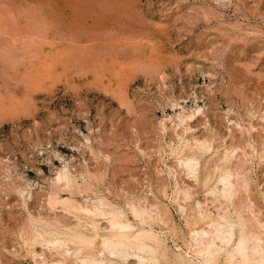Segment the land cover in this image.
<instances>
[{"label": "rangeland", "instance_id": "1", "mask_svg": "<svg viewBox=\"0 0 264 264\" xmlns=\"http://www.w3.org/2000/svg\"><path fill=\"white\" fill-rule=\"evenodd\" d=\"M263 190L264 0H0V264L141 262L67 245L66 232L106 237L113 213L158 236L157 264H187L213 220L235 228L224 249L263 240Z\"/></svg>", "mask_w": 264, "mask_h": 264}, {"label": "bare ground", "instance_id": "2", "mask_svg": "<svg viewBox=\"0 0 264 264\" xmlns=\"http://www.w3.org/2000/svg\"><path fill=\"white\" fill-rule=\"evenodd\" d=\"M179 123H181L180 121H179ZM185 123H187V122H185ZM179 125V124H178ZM182 125V124H181ZM204 139V138H203ZM194 140H195V138H194ZM209 143V142H208ZM186 145V144H185ZM203 145L202 144H200V145H197L196 146V148L195 149H191L190 150V152L184 157V158H182L181 159V162H187L188 164H191L192 162H194L195 164H197L198 163V160H199V157H200V154H201V152H203L202 151V147ZM238 149V148H237ZM226 150V149H225ZM234 153V152H233ZM237 157V156H236ZM228 158V157H227ZM180 162V163H181ZM214 163V162H213ZM227 163V162H226ZM204 164V163H203ZM235 165V164H234ZM182 166H183V164H182ZM184 166H185V164H184ZM183 166V167H184ZM196 166V165H195ZM186 167V166H185ZM204 167V166H203ZM232 167V166H231ZM64 170V169H63ZM65 170H66V168H65ZM187 170V169H186ZM189 170V169H188ZM192 172L193 173H195L196 172V168H194L193 166H192ZM199 170V169H198ZM207 170V169H206ZM62 172V171H61ZM59 173H60V171H59ZM186 173V172H185ZM232 173L233 172H231V170H230V168L229 167H224V168H221V170H220V174H219V177H218V180H217V183H220V184H222L223 185V190H224V194L226 195V194H229V196H230V190L229 191H227V189L226 188H228V185H230L231 184V181H233V180H231L230 181V179H231V177H232ZM61 175H59V178H60V180H61V182L64 184V185H66V184H68L69 182H70V180H69V176H67L66 175V173H64V174H62V173H60ZM58 176V175H57ZM240 176V175H239ZM241 177V176H240ZM236 178V177H235ZM239 178V177H238ZM84 179V178H83ZM57 180V179H56ZM60 180L58 179L57 181L59 182V183H61L60 182ZM72 181V180H71ZM244 181V180H243ZM56 182V181H55ZM235 182V181H234ZM236 183V182H235ZM70 184H72L71 182H70ZM234 184V183H233ZM246 183L245 182H243V185H245ZM219 185V184H218ZM80 186V185H79ZM233 186V185H232ZM235 186H237V185H235ZM246 186V185H245ZM260 186V185H259ZM209 187V186H208ZM248 187V186H247ZM66 187L64 186H62V189H65ZM70 188V187H69ZM234 188V187H233ZM67 189V188H66ZM71 189V188H70ZM73 189V188H72ZM69 190V189H68ZM216 190H218L217 189V187H214L213 189H211V190H209V192L210 193H214V192H216ZM70 191V190H69ZM188 191V190H187ZM231 191H234L235 192V189L234 190H231ZM264 191V190H263ZM93 194V193H92ZM223 194V193H222ZM86 195V194H85ZM186 195V194H185ZM205 195V194H204ZM231 195H233V194H231ZM50 196H52V195H50ZM55 196H56V194H55ZM234 196V195H233ZM98 197V196H97ZM100 198V197H99ZM104 198H105V196H104ZM53 199V198H52ZM225 199V198H224ZM100 200L102 201V200H104L103 198H100ZM106 200V199H105ZM209 200V199H208ZM211 200H213V199H211ZM211 200H210V202H211ZM216 200V199H215ZM115 201V200H114ZM52 202V201H51ZM81 202V201H80ZM80 202H79V204L78 205H80ZM96 202V201H95ZM109 202V201H108ZM115 202H117V201H115ZM134 202H136V201H134ZM87 203V202H86ZM90 203H91V201H90ZM101 203V202H100ZM113 203V202H112ZM198 203V202H197ZM102 204V203H101ZM126 204H127V200H126ZM125 204V205H126ZM52 205H54V203L52 204ZM110 205V204H109ZM109 205H108V207H109ZM117 205H118V203H117ZM73 206V205H72ZM76 206V205H75ZM97 206H99V205H97ZM106 206V205H105ZM111 206V205H110ZM120 206V205H119ZM129 206V205H128ZM141 206V205H140ZM200 206V205H199ZM227 206V205H226ZM52 207V206H51ZM83 207V206H82ZM91 207H92V204H91ZM112 207V206H111ZM137 207H138V205H137ZM137 207H134L133 205H132V210L134 211V212H137V213H139L140 212V210H139V208H137ZM142 207V206H141ZM205 206H203V208H204ZM69 208V207H68ZM72 208L73 207H71L70 208V210H72ZM96 208V207H95ZM127 208H129V207H127ZM149 208V207H148ZM147 208V209H148ZM179 208V207H178ZM197 208V207H196ZM202 208V207H201ZM200 208V209H201ZM226 208V207H225ZM104 209V208H103ZM106 209V208H105ZM109 209H112V208H109ZM146 209V208H145ZM209 209V208H208ZM83 210H85L84 208H83ZM95 210V209H94ZM100 210H101V208H100ZM108 210V209H107ZM106 210V211H107ZM123 210V209H122ZM125 210H126V208H125ZM128 210V209H127ZM126 210V211H127ZM131 210V209H130ZM178 210V209H177ZM202 210V209H201ZM217 210V209H216ZM67 211H69V210H67ZM96 211H98V209L96 210ZM111 211V210H110ZM109 211V212H110ZM117 211H120V210H117ZM203 211H204V209H203ZM208 211V210H207ZM212 211V210H211ZM215 211V210H214ZM222 211V210H221ZM221 211H219V213L221 212ZM234 211V210H233ZM79 212V211H78ZM78 212H76V213H78ZM100 212V211H99ZM98 212V213H99ZM141 212H142V210H141ZM159 212V211H158ZM187 212H188V210H187ZM224 213H225V210L223 211ZM222 212V213H223ZM228 212H229V210H228ZM252 212V211H251ZM87 213H88V215H90L91 213H90V211L88 210L87 211ZM125 213V212H124ZM143 213V212H142ZM183 213H185V212H183ZM216 213V212H215ZM218 213V212H217ZM239 213V212H238ZM110 214H112V213H110ZM230 214V213H229ZM252 214V213H251ZM79 215V214H78ZM132 215H133V213H132ZM184 215V214H183ZM194 215V214H193ZM213 215V214H212ZM216 215V214H215ZM238 215V214H237ZM90 216H93V215H90ZM121 216V215H120ZM119 216V214L117 215V214H115V213H113L112 215H111V218H110V229H109V227H108V230L110 231V233L108 232V231H106V234H108V235H106V237H103V238H101L102 236H100V234L98 233V231H97V229L95 228V229H93L94 230V232H93V234L92 235H87V234H85V233H82V232H77V231H74V232H72V233H68V232H66V240H67V245L71 248V249H73V250H77V248H80V249H82V250H87V249H92V248H94V247H98L99 249H98V251H99V253L101 254V253H103V254H105V253H107L108 255H117L118 253H117V251H119L120 249H126V250H134L135 252H148V255L145 257L144 256V258L141 256V262L139 263L138 262V256H137V263H135V264H157L159 261H158V258H157V256H156V247L158 246V243H157V245L156 246H154V244L152 245H150L149 243H147V240H150V242L151 241H154V237H152V236H148L147 237V235H145V234H143V233H141V232H138L137 230H135L134 228H133V225H131L130 223H128V222H125L121 217ZM160 216H161V214H160ZM200 216H201V214H200ZM218 216H222V215H218ZM245 216V215H244ZM254 216V215H253ZM138 217H139V215H138ZM140 217H142V216H140ZM193 217V216H192ZM83 218H85V217H83ZM82 218V219H83ZM89 218V217H88ZM91 218H93V217H91ZM90 218V219H91ZM107 218V217H106ZM133 218V217H132ZM136 218H137V216H136ZM144 218V217H143ZM195 218V217H194ZM243 218V217H242ZM241 218V219H242ZM77 219V218H76ZM86 219V218H85ZM134 219V218H133ZM138 219V218H137ZM146 219V218H145ZM190 219V218H189ZM196 219V218H195ZM200 219V218H199ZM212 219V218H211ZM219 219V218H218ZM222 220H213V222H211V223H209V226H210V228L212 229L211 230V235L209 234V232L210 231H207V230H205L204 228H200V229H196V230H194L193 229V234H192V236H190L191 237V239H190V245H189V255L191 256H189L188 257V254L187 253H185V254H187V257H186V261H187V264H216L217 262H218V259L220 258L219 256L223 253V251H225L226 252V255H227V260L229 261L228 263H230V264H252L253 263V261L255 260V262H258L259 264H264V246H263V241H264V239L262 240L261 238H262V236H261V238L260 237H258V238H255V239H253V238H250L247 234H245V233H241V235H240V237H239V239H238V241L235 243V245L234 246H231L229 249L228 248H226V249H224V247L225 246H229V242L231 241V239H232V237H233V235H234V229H233V224H232V222L231 221H228L226 218V220L225 219H223V218H221ZM251 219V218H250ZM40 220V219H39ZM79 220V219H78ZM131 220V219H130ZM143 220V219H142ZM194 220V219H193ZM234 220V219H233ZM246 220V219H245ZM255 220V219H254ZM257 220V219H256ZM255 220V222H257ZM36 221V220H35ZM100 221V220H99ZM140 221V220H139ZM188 221H190V220H188ZM251 221H252V219H251ZM250 221V222H251ZM77 222V221H76ZM80 222V221H79ZM86 222H87V220H86ZM90 222V221H89ZM95 222V221H94ZM101 222V221H100ZM105 222V221H104ZM136 222V221H135ZM246 222V221H245ZM249 222V221H248ZM78 223V222H77ZM261 223H263V222H261ZM260 223V224H261ZM57 224L59 225V223L57 222ZM87 224V223H86ZM89 224H91V223H88V226H89ZM95 224V223H94ZM143 224V223H142ZM189 224V223H188ZM57 225V226H58ZM96 225V224H95ZM98 225V224H97ZM96 225V226H97ZM106 225H108V224H106ZM163 225V224H162ZM208 225V224H207ZM235 225V224H234ZM251 225H253V224H251ZM255 225H257L256 223H255ZM263 225V224H262ZM34 226V225H33ZM95 226V227H96ZM246 226V225H245ZM264 226V225H263ZM68 227V226H67ZM91 227V226H90ZM98 227H99V225H98ZM138 227V226H137ZM137 227H136V229H137ZM158 227H159V225H158ZM165 227H166V225H165ZM42 228V227H41ZM66 228V227H65ZM69 228V227H68ZM92 228V227H91ZM101 228V227H100ZM105 228V227H104ZM142 228H144L145 229V227H142ZM155 228V227H154ZM208 228V227H207ZM252 228H254L255 229V226L254 227H252ZM264 228V227H263ZM143 229V230H144ZM149 229L150 228H148V232H149ZM45 230V229H44ZM105 230V229H104ZM142 230V229H141ZM146 230V229H145ZM144 230V231H145ZM165 230V229H164ZM188 230V229H187ZM189 230H190V228H189ZM245 230V229H244ZM249 230V229H248ZM247 230V231H248ZM262 230V229H261ZM157 231H158V229H157ZM162 231V230H161ZM255 231V230H254ZM101 232V231H100ZM108 232V233H107ZM148 232H146V233H148ZM155 232V231H154ZM178 232V231H177ZM259 232H261L260 230H259ZM35 233H37L38 234V232H35ZM41 233V232H40ZM105 233V232H104ZM163 233V232H162ZM169 233V232H168ZM249 233V232H248ZM255 233V232H254ZM54 235H55V237L53 238V239H51V240H45V243H47L48 244V246L50 245L49 243H51V245H55L56 243H60V239H59V236H60V232H58V230H55L54 231V233H53ZM257 234H258V231H257ZM262 234V233H261ZM41 235L43 236V234L41 233ZM103 235V234H102ZM173 235V234H172ZM183 235V234H182ZM189 235V234H188ZM256 235V234H255ZM254 236V235H253ZM253 236H251V237H253ZM257 236V235H256ZM26 237V236H25ZM158 237V236H157ZM157 237H156V239H157ZM189 237V238H190ZM207 237V238H206ZM209 237V238H208ZM264 237V236H263ZM27 238V237H26ZM33 238V237H32ZM51 238V237H50ZM101 238V239H100ZM160 238H162V237H160ZM30 239V238H29ZM34 239H36V238H34ZM44 239V238H43ZM155 239V240H156ZM159 239V238H158ZM168 240V239H167ZM183 240H185L186 241V239H183ZM36 241V240H35ZM40 241V240H39ZM28 242V241H27ZM32 242V241H31ZM63 242V241H62ZM158 242L160 243V241L158 240ZM161 242H162V240H161ZM233 242V241H232ZM41 243H43V242H41ZM167 243V242H166ZM155 244H156V242H155ZM222 244L223 245H225L224 247H222ZM162 245V244H161ZM166 245V244H165ZM168 245V244H167ZM42 246V245H41ZM76 246V247H75ZM173 246H175V245H173ZM187 246H188V244H187ZM50 247V246H49ZM55 247V246H54ZM29 248V247H28ZM48 248V247H47ZM61 248V247H60ZM159 248H161V247H159ZM166 248V247H165ZM182 248V247H181ZM49 249V248H48ZM57 249V248H56ZM183 249V248H182ZM40 250V249H39ZM58 250H59V246H58ZM57 250V251H58ZM188 250V249H187ZM32 251V250H31ZM43 251V250H42ZM157 251H158V249H157ZM178 251V250H177ZM180 251V250H179ZM60 252H62V251H60ZM65 252V251H64ZM122 252V251H121ZM164 252H166V251H164ZM183 252H185L184 250H183ZM43 253H44V251H43ZM59 253V252H58ZM125 253V252H124ZM159 253V252H158ZM175 253V252H174ZM62 254H64V253H62ZM61 254V255H62ZM130 254H131V252H130ZM169 254H170V252H169ZM37 255V254H36ZM55 255V254H54ZM60 254H59V256H61ZM135 255V254H134ZM139 255H141V254H139ZM158 255V254H157ZM165 255V254H164ZM179 255V254H178ZM257 255V257L258 258H256V259H252V256L253 257H255ZM119 256H120V254H119ZM119 256H118V258H119ZM130 256V255H129ZM133 256V255H132ZM163 256V255H162ZM166 256V255H165ZM180 257V256H179ZM179 257H175L176 259H178ZM237 257H239L240 258V261L239 262H236V260H237ZM43 258V257H42ZM82 258V257H81ZM83 260H84V263H86L85 261H88L89 263H95L98 259L96 258V257H94V254H92L91 253V251L90 252H88V251H86V252H84V255H83ZM116 258H117V256H116ZM124 258H126V257H124ZM130 258H132V257H130ZM134 258H135V256H134ZM134 258H132V259H134ZM140 258V257H139ZM195 258V259H194ZM65 259V258H64ZM74 259H76V258H74ZM73 259V260H74ZM78 259V258H77ZM165 259V258H164ZM60 260V259H59ZM118 260V259H117ZM127 260H129V259H127ZM140 260V259H139ZM172 260H173V258H172ZM221 260V259H220ZM57 261V260H56ZM82 261V260H81ZM99 262V264H116V263H114L112 260H110V259H108V260H106V261H103V260H98ZM124 261H125V259H124ZM123 261V262H124ZM145 261H147V262H145ZM158 261V262H157ZM170 261V260H169ZM178 261H179V259H178ZM184 261V260H183ZM42 262H43V260H42ZM61 262V261H60ZM87 262V263H88ZM220 262V261H219ZM54 263V262H53ZM79 263V262H78ZM77 263V264H78ZM173 263H175L174 261H173ZM184 263V262H183ZM227 263V262H226ZM41 264V263H40ZM44 264V263H43ZM118 264V263H117ZM120 264V263H119ZM170 264V263H169ZM218 264V263H217ZM220 264V263H219ZM224 264V263H223ZM257 264V263H256Z\"/></svg>", "mask_w": 264, "mask_h": 264}]
</instances>
